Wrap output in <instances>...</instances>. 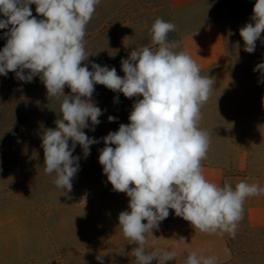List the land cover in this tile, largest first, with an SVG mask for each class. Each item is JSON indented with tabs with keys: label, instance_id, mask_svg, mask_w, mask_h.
Wrapping results in <instances>:
<instances>
[{
	"label": "clouds",
	"instance_id": "clouds-1",
	"mask_svg": "<svg viewBox=\"0 0 264 264\" xmlns=\"http://www.w3.org/2000/svg\"><path fill=\"white\" fill-rule=\"evenodd\" d=\"M99 3L0 0V14L5 17L0 19V29H8L0 50V75L14 72L27 83L39 76L48 99L57 100L56 111L62 113L56 128L47 129L42 136L45 174L54 173L53 184L71 192L80 169L81 157L73 155L77 144L87 158L90 146L102 139L105 146L98 159L103 173L114 191L130 198V211L120 212L118 222L123 236L136 245L131 251L136 264L175 260L176 252L167 248L149 250L148 235L158 230L169 209L190 222L195 231L228 234L234 239L245 199L261 195L264 188L244 181L235 187L230 183L220 186L204 175L202 161L211 138L200 127L201 109L215 89L214 79L201 75L199 65L185 51H176L180 42L169 39L176 25L162 18L155 19L148 32L151 44L158 47L153 50L145 45L131 51L129 58L121 60L123 77L108 65L91 63V71L87 64L81 66L92 55L86 50L85 36ZM32 4L43 19L33 16ZM250 19L239 34L244 51L251 54L264 32V0H256ZM253 71L264 76V63ZM258 82L264 83V79ZM97 84L126 98L142 97L132 106L130 123L120 124L118 131L100 139L83 131H95L101 123L103 110L92 100ZM65 86L70 94H65ZM116 120L108 116L109 122ZM184 264H217V258L192 251Z\"/></svg>",
	"mask_w": 264,
	"mask_h": 264
},
{
	"label": "rangeland",
	"instance_id": "rangeland-1",
	"mask_svg": "<svg viewBox=\"0 0 264 264\" xmlns=\"http://www.w3.org/2000/svg\"><path fill=\"white\" fill-rule=\"evenodd\" d=\"M255 2L132 0L128 16L119 18L129 20L126 30H117L121 25L115 24L113 30L108 26V30L86 32V50L92 55L81 66L87 64L91 71V63L108 65L123 77L121 60L129 58L131 51L145 45L158 47L148 35L154 20L174 23L176 30L169 39L180 42L176 51L226 60L245 79L247 93L240 100L228 101L227 108L236 120L251 119L253 157L257 165H264V83L258 82L264 76L253 71L264 63V32L251 54L244 51L239 34L252 22ZM30 7L38 20L44 18L36 13L35 4ZM0 19L5 17L0 14ZM7 31L0 29V50ZM94 87L92 100L103 115L95 131H83L100 139L129 119L122 93L99 84ZM64 92L70 94V89L65 86ZM57 109L58 101L48 99L39 76L27 83L14 72L0 75V264H136L131 256L136 245L123 236L118 222L120 212L130 211V198L114 191L103 173L98 159L105 146L102 139L90 146L87 158L77 144L73 155L81 157L80 169L71 192L53 184L54 173L45 174L42 136L62 118ZM110 115L117 120L109 122ZM228 237L235 252L233 264H264V232L237 231L234 239Z\"/></svg>",
	"mask_w": 264,
	"mask_h": 264
},
{
	"label": "crops",
	"instance_id": "crops-1",
	"mask_svg": "<svg viewBox=\"0 0 264 264\" xmlns=\"http://www.w3.org/2000/svg\"><path fill=\"white\" fill-rule=\"evenodd\" d=\"M131 1L100 0L87 25V31H104L108 30V26L113 30L115 24L121 25L117 30H126L129 20L119 18L128 16ZM191 57L199 65L201 75H208L215 81L211 98L201 109L200 127L211 138L207 157L202 161L206 179L220 186L230 183L235 187L238 182L244 181L264 188V165H257L253 157L251 119L236 120L227 108L228 101L240 100L247 93L245 79L226 60ZM138 99L142 97L124 96L123 109L128 117ZM243 209V219L237 231L264 232V193L246 198ZM152 234L148 235L149 250L167 248L177 254L175 260L167 261L166 264H184L186 255L192 251L205 257L215 256L217 264H233L235 260V252L227 234L195 231L190 222L176 216L172 209H169V216L159 223L158 230L153 229ZM151 264H157V261L153 260Z\"/></svg>",
	"mask_w": 264,
	"mask_h": 264
}]
</instances>
